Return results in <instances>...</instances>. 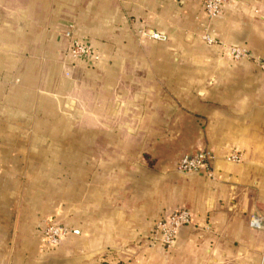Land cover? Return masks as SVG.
I'll use <instances>...</instances> for the list:
<instances>
[{"label":"crops","instance_id":"1","mask_svg":"<svg viewBox=\"0 0 264 264\" xmlns=\"http://www.w3.org/2000/svg\"><path fill=\"white\" fill-rule=\"evenodd\" d=\"M204 1L0 0V264H264V0ZM201 148L214 178L176 167ZM179 206L192 222L151 243ZM45 218L70 228L54 247Z\"/></svg>","mask_w":264,"mask_h":264},{"label":"built area","instance_id":"2","mask_svg":"<svg viewBox=\"0 0 264 264\" xmlns=\"http://www.w3.org/2000/svg\"><path fill=\"white\" fill-rule=\"evenodd\" d=\"M230 0H205L204 9L209 18L218 16L225 3ZM69 37L68 56L72 60H80L84 62H96L100 59L99 53L90 45L79 42V40L72 38L71 33L67 32ZM139 36L148 39L165 41L166 34L156 31L140 29ZM202 39L208 45L221 46L228 50L230 57L234 60L242 58H252L251 52L242 45L225 44L213 32L212 29L207 28L202 34ZM259 67L264 72V57L256 59ZM214 158L213 152L209 148H201L191 153L183 154L177 161L176 167L185 172H192L197 170H204L206 174L212 178L216 177L212 166L211 159ZM228 161L237 162L242 159L241 152L232 148L224 155ZM262 216L252 213L249 216V224L253 227L261 226ZM193 216L191 211L185 207H176L172 211L159 216L154 220L153 227L150 234L151 243H161L165 247H170L174 244L180 228L183 225L191 223ZM70 228L62 223L54 222L51 218H45L43 224L39 229V238L42 247H54L59 241L69 232ZM109 264H121L119 261H112Z\"/></svg>","mask_w":264,"mask_h":264},{"label":"rangeland","instance_id":"3","mask_svg":"<svg viewBox=\"0 0 264 264\" xmlns=\"http://www.w3.org/2000/svg\"><path fill=\"white\" fill-rule=\"evenodd\" d=\"M139 37H140V36H139ZM141 38H143V37H140V39H141ZM143 39H145V38H143ZM42 248H44V247H42Z\"/></svg>","mask_w":264,"mask_h":264}]
</instances>
